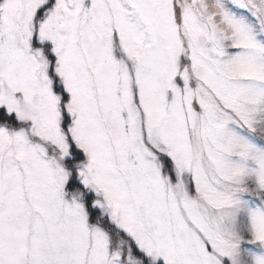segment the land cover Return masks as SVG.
Returning a JSON list of instances; mask_svg holds the SVG:
<instances>
[{
  "label": "snow or ice",
  "instance_id": "1",
  "mask_svg": "<svg viewBox=\"0 0 264 264\" xmlns=\"http://www.w3.org/2000/svg\"><path fill=\"white\" fill-rule=\"evenodd\" d=\"M0 264H264V0H0Z\"/></svg>",
  "mask_w": 264,
  "mask_h": 264
}]
</instances>
